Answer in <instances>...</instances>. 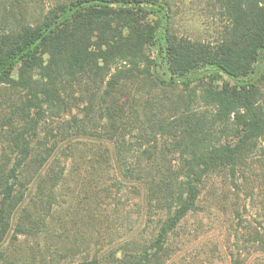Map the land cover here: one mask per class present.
<instances>
[{"label":"trees","instance_id":"16d2710c","mask_svg":"<svg viewBox=\"0 0 264 264\" xmlns=\"http://www.w3.org/2000/svg\"><path fill=\"white\" fill-rule=\"evenodd\" d=\"M50 1L0 0V264L59 263L41 240L60 238L83 141L111 147L140 219L124 258L82 264H167L209 193L232 197L249 264H264V208L253 225L240 198L264 193V0H210L207 40L174 31L170 0Z\"/></svg>","mask_w":264,"mask_h":264},{"label":"rangeland","instance_id":"374dc122","mask_svg":"<svg viewBox=\"0 0 264 264\" xmlns=\"http://www.w3.org/2000/svg\"><path fill=\"white\" fill-rule=\"evenodd\" d=\"M51 2L43 0L44 10ZM170 2L174 12L173 29L177 34L203 40L216 36L220 19L212 13L210 0ZM5 17L11 20L12 14ZM181 92L179 88L159 92V95L163 100L169 98L174 102ZM77 146L70 155L73 154L77 161L78 184L75 175L68 177V190L63 193L65 204L51 223L54 230L62 228L57 232L60 238L46 237L41 240V251H45L47 257L57 259L58 264L91 262L101 254L122 259L125 256L126 239L131 233L129 230L139 225V222H135L139 221L140 212L132 205L137 200H128L129 204H125V185L116 174L112 156H108L107 149H111L108 144L83 141ZM263 147L264 143L259 148L260 157L264 154ZM90 157L94 159L92 164ZM261 158L264 160V157ZM90 164L89 171H83L84 166ZM68 165L70 169L75 167L70 162ZM240 198L247 203L245 217L253 225L257 224V213L264 208V193L257 188L254 198L246 201V197ZM232 201L231 196L217 197L209 193L203 203L205 211L188 217L179 230L173 242L174 255L167 264H232V254L238 255L239 252L242 258L248 259L247 264L253 262L258 252L241 239V229L245 224L238 226L239 222L233 221ZM143 227L141 224L139 230L142 231ZM35 244L33 240L32 245Z\"/></svg>","mask_w":264,"mask_h":264}]
</instances>
